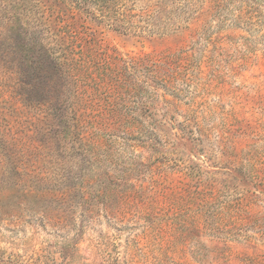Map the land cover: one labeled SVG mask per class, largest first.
Wrapping results in <instances>:
<instances>
[{"label":"rangeland","instance_id":"rangeland-1","mask_svg":"<svg viewBox=\"0 0 264 264\" xmlns=\"http://www.w3.org/2000/svg\"><path fill=\"white\" fill-rule=\"evenodd\" d=\"M0 264H264V0H0Z\"/></svg>","mask_w":264,"mask_h":264},{"label":"trees","instance_id":"trees-1","mask_svg":"<svg viewBox=\"0 0 264 264\" xmlns=\"http://www.w3.org/2000/svg\"><path fill=\"white\" fill-rule=\"evenodd\" d=\"M46 49V48H45ZM53 60V65L56 69H60L62 71V65L63 63H61V60L59 58H53L51 59ZM64 62V61H63Z\"/></svg>","mask_w":264,"mask_h":264}]
</instances>
